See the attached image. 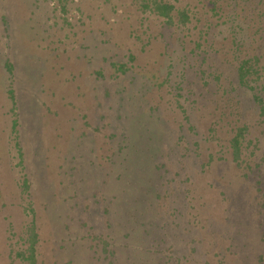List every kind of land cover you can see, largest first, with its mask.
I'll list each match as a JSON object with an SVG mask.
<instances>
[{
	"label": "rangeland",
	"instance_id": "1",
	"mask_svg": "<svg viewBox=\"0 0 264 264\" xmlns=\"http://www.w3.org/2000/svg\"><path fill=\"white\" fill-rule=\"evenodd\" d=\"M2 145L0 264H264V0H0Z\"/></svg>",
	"mask_w": 264,
	"mask_h": 264
},
{
	"label": "trees",
	"instance_id": "2",
	"mask_svg": "<svg viewBox=\"0 0 264 264\" xmlns=\"http://www.w3.org/2000/svg\"><path fill=\"white\" fill-rule=\"evenodd\" d=\"M174 7L172 5H159L157 4L156 5V10L157 12L165 17L167 19V22H171L172 21V16H170V13L173 11ZM188 21V17L186 14H181V19H180V22L182 23H186ZM5 69L7 70V72L12 75V72H13V65L7 61L5 63ZM239 79L241 82L244 81V72H243V67H240L239 69ZM8 94L11 98L12 101H14V93L12 90H9L8 91ZM17 126V122L14 121L13 122V125H12V128L13 130L16 128ZM239 136H236L233 141H232V145L234 146V152H235V157H237V154L239 153Z\"/></svg>",
	"mask_w": 264,
	"mask_h": 264
},
{
	"label": "crops",
	"instance_id": "3",
	"mask_svg": "<svg viewBox=\"0 0 264 264\" xmlns=\"http://www.w3.org/2000/svg\"><path fill=\"white\" fill-rule=\"evenodd\" d=\"M5 66V64H4ZM7 71V70H6ZM9 74V73H8ZM10 75V74H9ZM9 95V94H8ZM10 97V96H9ZM0 149L3 151L5 147L2 145L0 146ZM3 168V169H2ZM0 171V191L7 192L8 190V185H9V177L5 176V170H4V160H2V167ZM3 225L0 222V232L2 231ZM1 237V236H0Z\"/></svg>",
	"mask_w": 264,
	"mask_h": 264
}]
</instances>
